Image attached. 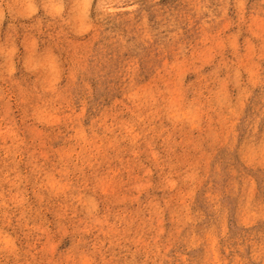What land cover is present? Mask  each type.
<instances>
[{"label":"rangeland","instance_id":"obj_1","mask_svg":"<svg viewBox=\"0 0 264 264\" xmlns=\"http://www.w3.org/2000/svg\"><path fill=\"white\" fill-rule=\"evenodd\" d=\"M0 264H264V0H0Z\"/></svg>","mask_w":264,"mask_h":264}]
</instances>
